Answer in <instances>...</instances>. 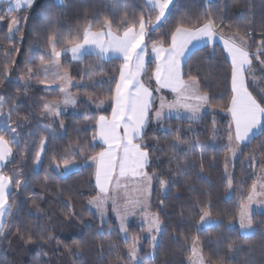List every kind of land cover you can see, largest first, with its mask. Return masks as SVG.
I'll return each instance as SVG.
<instances>
[{
	"label": "trees",
	"instance_id": "16d2710c",
	"mask_svg": "<svg viewBox=\"0 0 264 264\" xmlns=\"http://www.w3.org/2000/svg\"><path fill=\"white\" fill-rule=\"evenodd\" d=\"M4 8L0 2V15L5 16L0 21V96L5 98L0 114V129L4 131L0 134L12 139L5 127L11 124L19 133L20 143L12 145L14 155L3 169L4 175L13 178L9 201L15 203L0 233V264H134L128 248L137 230L139 234L141 216L148 213L158 214L162 231L153 253L144 248L137 264H189L193 238L199 235L204 240H198L199 249L209 264H220L221 260L223 264H264V216L258 219L254 215V226L247 234L238 225L226 229L237 212L239 188L241 193H250L252 184L259 183L258 168L262 167L264 176V132L242 146L235 161L230 159L231 120L226 109L232 94L231 62L220 43L195 49L183 67L185 79L188 74L197 76L201 91L209 93V110L199 119L151 121L144 133L143 143L151 158L148 173L155 172L167 184L162 189L154 176L150 206L132 219L129 239L122 235L115 220H103L89 203L99 193L89 157L104 148L92 137L97 136L98 117L112 112L109 97L114 94L121 59L104 60L87 54L69 63L63 57L78 102L73 111L59 118L45 115L41 99L37 98L43 94L32 67L52 49L50 37L56 38V50L61 51L81 43L82 36L78 34L86 26L90 24L96 31L106 20L111 21L113 33L122 34L120 21L125 15L129 22L142 13L147 15L146 3L64 0L57 5L53 0H39L31 11L11 13L23 19L13 35L8 32L10 17ZM209 13L226 34L248 32L250 54L257 52L264 41V0H174L167 20L153 30L147 41L149 58L143 75L147 86L157 87L151 42L161 38L170 42L165 33L178 21L192 25ZM253 65L259 66L254 56ZM29 69L34 73L31 78ZM255 76L259 78L261 72L256 71ZM246 79H250L248 73ZM260 86L264 87V80ZM23 116L28 120L19 119ZM177 136L182 142L173 147ZM42 140L43 154L37 160ZM65 160L72 163L65 167ZM17 179L21 181L18 189L14 186ZM201 208H208L212 217L219 219L220 228L213 230L212 237L219 241L218 245L207 244V229L198 223Z\"/></svg>",
	"mask_w": 264,
	"mask_h": 264
},
{
	"label": "snow or ice",
	"instance_id": "6c2138e0",
	"mask_svg": "<svg viewBox=\"0 0 264 264\" xmlns=\"http://www.w3.org/2000/svg\"><path fill=\"white\" fill-rule=\"evenodd\" d=\"M34 0H14V7L7 9L10 21L8 23V32L19 31L18 24L20 18L13 17L11 13L18 11L22 7H31ZM173 0H146L148 7L147 15L141 14L138 18H133L131 22L127 15L120 21L123 26L122 34H115L111 31V21L106 20L101 27L92 31L91 25L86 26L82 33V43H76L71 46H65L61 51H70L73 59H79L87 50L88 46H94L96 54L101 57L119 58L123 60L120 65L119 78L115 82L114 94L109 97L112 103V117L99 116L96 120L95 127L98 128V136L107 145L96 155L89 157L96 162V183L99 193L96 197L89 200L90 204L96 206L101 217L105 215V204L108 199L112 200L113 210L120 220V230L127 232L125 221L129 215V204L133 210H143L145 205L141 199L133 202H125L123 210L116 207L117 199L120 197L122 188H127V184H121V178L124 180H135L138 185L143 186L145 193L150 191L152 180L155 177L159 179V185L165 188L167 181L159 178L155 172L149 174L146 169L151 163L150 153L147 151V145L143 143L144 131L150 119L161 122L166 115L165 110L170 115L176 113V118H180L181 110H186L190 115L188 119L199 118L202 107L207 104L211 97L209 93L202 92L200 82L197 76L188 74L185 79L183 67L190 59V54L197 42L204 41L211 43L217 36L223 41L224 48L231 57V97L229 100L230 107L226 110L231 114V121L228 125V148L235 155L236 149L242 142H250L256 132H264V87L260 86V81L264 80V41L259 43L257 52L250 54L248 49V32L241 34L233 32L226 34L223 28L218 26L215 18L209 13L202 19H198L195 24L189 25L187 22L180 20L174 27L165 33V37H170V42L164 38L153 40L151 42V51L155 54L156 67L154 72L155 89L146 86L142 81V74L146 73L145 54L148 51L147 41L151 39L153 30L160 26L162 21L167 20L166 13L170 9ZM155 19H152V16ZM5 16L0 15V21ZM227 27H231L230 25ZM167 47H164L165 43ZM52 45V59L48 64L43 63L42 67L47 77L48 68L55 64L59 66V57L61 51L56 50L57 40L55 37L49 38ZM191 46V47H190ZM253 56L258 61L259 66L254 67ZM29 78L34 74L29 69ZM260 71L261 76L257 78L255 72ZM190 73V69H189ZM246 73L250 79H246ZM55 78L64 79L60 74L54 73ZM44 83V81H40ZM69 83L71 81L69 80ZM171 89L175 94L173 101H166L164 97L159 98V107L153 111L154 101L152 100L153 91L160 89ZM253 90L250 91L249 89ZM65 92L63 103L65 105L75 104L76 99ZM110 91H112L110 89ZM255 91V95L253 92ZM259 97V99H258ZM5 98L0 96V114H3V105ZM60 101H47L43 107L46 115H59ZM8 119L11 120V112L8 113ZM27 121L28 116L19 117ZM215 123V121H214ZM5 127L11 133L12 139H7L5 135L0 134V233H3L4 224L2 218L10 212L14 201H9L13 178L4 175L2 169L6 162H10L13 157L12 145L20 143L19 133L11 124ZM61 127L63 123L61 122ZM4 129H0L2 133ZM93 140L97 136L92 137ZM140 141V142H137ZM182 141L177 136L173 147H176ZM235 142V146H233ZM79 146V144H78ZM44 147V141H41V151ZM36 159H40V152H37ZM65 167L69 166L72 161L65 160ZM59 167V165H57ZM202 170V169H201ZM231 183V181H229ZM15 188L21 186V181H15ZM111 186V187H110ZM257 185H252L247 200L250 203L257 196L264 197V191L257 192ZM264 190V184H260ZM35 203V202H33ZM249 204L241 205L239 212L240 229L247 234V230L252 226V220L248 211ZM201 212L199 222L203 224L218 223L208 208L199 209ZM161 222L158 214H149L148 231L159 233ZM19 234V229L17 230ZM29 241L31 236L28 237ZM157 237L153 235L151 240L155 242ZM219 243V241L217 242ZM137 240H133L128 248V255L135 260L137 255ZM198 237L193 238L192 245V264H207L202 254L198 252ZM228 250L233 251L231 244ZM220 264H223L221 260Z\"/></svg>",
	"mask_w": 264,
	"mask_h": 264
},
{
	"label": "rangeland",
	"instance_id": "374dc122",
	"mask_svg": "<svg viewBox=\"0 0 264 264\" xmlns=\"http://www.w3.org/2000/svg\"><path fill=\"white\" fill-rule=\"evenodd\" d=\"M19 18H20V22L18 24V28L21 25L20 24L21 20L23 22V19L20 16H19ZM15 33H16V31L15 32L13 31V32H11V35H13ZM51 51H52V49L50 51H48V53L46 55L43 56V63L44 64H48V62L52 59ZM57 51H59V50H57ZM69 54H71L69 51H67V52L65 51V53H64V51H61V56L58 58L59 59V66L57 67L55 64H52L48 68L47 77L45 76V73H44V70L42 67V59L37 61L34 65V67H32L34 70L33 72H35V74H37V76L35 78L36 85L40 86L41 92L43 94V95L37 96V98L41 99L42 105H44L47 101H51V100L60 101L59 115L49 116L51 118H59L61 115L73 111L77 102H78V95L72 91V86L74 85V82L72 81V79L70 77L68 67L66 65H64V61H63V57H66L65 61H67L69 63L71 62V59H73V57H72V55H69ZM57 72L60 74V76H63L64 79L55 78V82H53L54 73H57ZM69 80L71 81V83H69ZM40 81H44V83H41ZM61 88H64L68 94H70L71 96H73L76 99V103L74 105L73 104L65 105L63 103L64 97H65V92H62ZM159 94L156 95V108L159 107V103H160L159 98L163 96V93L161 90H159ZM207 107H208V109L206 110V112L209 110L208 103H207ZM44 112H45V110H44ZM45 115H46V113H45ZM46 116H48V115H46ZM230 120H231V117H230ZM152 121L156 122V120L154 118L152 119ZM247 143H249V142H247ZM247 143H245V144H247ZM245 144L240 143L239 147L236 149L235 155H233V153L230 152V156H231L230 159L232 161H235L239 157L241 147L244 146ZM233 146H235V142H234ZM43 149H44V147H43ZM39 152H40V158H41V156L43 154V150L41 151V149H40ZM245 160L247 161L248 158H246ZM91 164H92V162H91ZM146 171L148 172V169H146ZM261 172H262V167L258 168L257 173H256V178L259 181V183L257 184V188H256L257 192L264 191L260 188V184L264 183V176L262 177ZM256 182H255V184H256ZM121 184L122 185L127 184V188H122V190L120 192V197L117 199V202H116L117 208L123 210V207H124L126 201L133 202L137 199H141L143 201V203L145 205V208L143 210H146L147 208H149L150 200H151V193H152V184H151L150 191L147 193L144 192L143 186L138 185V182L135 180H124L123 178H121ZM250 190H252V187ZM237 193H238L237 194L238 197L236 199L238 201L237 202V212L232 217L231 222H229L226 225V229H231L237 225H238V227L240 226L239 225V212L241 209V205L247 203V204H249V207H248L249 216L253 222L251 228L247 230V233H249V232H251V230L254 226V219H253L254 215L256 214L258 219H261L264 216V197L257 196V197H255L254 200H252L249 203L247 200L248 196H246V195H249L248 194L249 192L247 194L245 191H243L241 193L240 188H239ZM91 207L94 211H96L100 215V213L97 210L95 205L91 204ZM129 209H130L129 215L127 216V219L125 221V225L127 227V232L121 231V233L124 237L130 239V237H132V234L129 231V225H130L132 219L135 218L143 210H133L131 207V204H129ZM149 214H151V213L144 214L141 216V220L139 222V234H138V230H137V232L135 233V235L133 237V239L136 238L135 240L138 241V244L136 246L138 249L136 259L132 261L134 264H137L140 262L139 254H142V251L144 248H147V252L152 254L155 247L157 246V243L160 240L159 237H160V233L162 231V223H161V230L159 233H156L154 231L149 232L148 231V216H149ZM101 218L105 221L110 220V219L115 220L116 223L118 224L119 228H120V220L118 219L116 212L113 210V203H112L111 199H108L106 201L105 215ZM213 218L215 220L219 221L218 217L213 216ZM203 225H204L203 229H207L205 232V236H204L207 239H209V240H207L208 241L207 244L209 243L212 245H218L219 244V243H217L218 240L216 238H212V237L214 234L213 230L220 228V223L218 222V223L203 224ZM213 226H216V227H213ZM141 228H143V230H141ZM153 235H155L157 237L155 242H153L151 240V237ZM198 240H200V242H204L201 235L198 236ZM190 250H191L190 251V253H191L190 257H192V247H190ZM197 250L200 254H202V252L199 249V246H198ZM202 256H203V254H202ZM137 257H139V258H137ZM190 257H189L188 263L192 264V260L190 259ZM204 259L207 262V264H209L208 263L209 261L205 257H204Z\"/></svg>",
	"mask_w": 264,
	"mask_h": 264
},
{
	"label": "crops",
	"instance_id": "0c3cea01",
	"mask_svg": "<svg viewBox=\"0 0 264 264\" xmlns=\"http://www.w3.org/2000/svg\"><path fill=\"white\" fill-rule=\"evenodd\" d=\"M38 1L39 0H34V2H33V4H32V6L29 8V7H27V6H24V7H22L20 10H18V11H13V12H16V13H19V14H21V13H23V12H25V11H31L35 6H36V4L38 3ZM54 2H55V4H57V5H60V4H62L63 2H64V0H53ZM174 1V0H173ZM0 2H2V3H4L5 4V8L4 9H8L10 6H12V7H14V0H0ZM144 2L146 3V0H144ZM171 6V5H170ZM168 13V12H167ZM166 13V14H167ZM155 19V18H154ZM82 43V42H81ZM214 43H220L222 46H223V48H224V44H223V41L221 40V39H219V36H217L211 43H206V42H204V41H200V42H197L196 43V45H195V47H194V49H193V51L195 50V49H197V48H200V47H203V46H206V45H210V44H214ZM165 47V46H164ZM191 47V46H190ZM224 50H225V48H224ZM65 52V51H64ZM67 52V51H66ZM70 52V51H69ZM225 52H226V54H227V56H228V58H229V60H230V62H231V57L229 56V54H228V52L225 50ZM71 53V52H70ZM87 54H96V49L94 48V46H88L87 47V50L84 52V54L81 56V58H79V59H72V60H80V59H82L85 55H87ZM69 55H72V54H69ZM97 55V54H96ZM150 55H151V58H152V60L155 62V67H156V60H155V54L154 53H152V51L150 50ZM191 55V54H190ZM99 56V55H98ZM99 57H101V56H99ZM102 59H104V60H109V59H111V58H108V57H101ZM112 58H115V56H113ZM148 58H149V53H148V51H147V53L145 54V67L147 68V62H148ZM121 61H122V63H123V60L121 59ZM154 72H155V69H154ZM143 75L144 74H142V76H141V79H142V81H143ZM154 81H155V77H154ZM144 82V81H143ZM155 84H156V82H155ZM146 85V84H145ZM147 86V85H146ZM161 91H162V93H163V96L162 97H164L165 98V100L166 101H173L174 99H175V94L174 93H172V91H171V89H168V88H163V89H160ZM159 92V91H158ZM160 95V94H159ZM152 100L154 101V105H153V111H154V109L156 108V96H155V94L153 93V96H152ZM208 109V107H207V104H205L204 105V107H202L201 108V110H200V113H199V118H201L204 114H205V112H206V110ZM165 112H166V115H165V118H176V113L175 112H173V113H171L170 115L167 113V109L165 110ZM190 115V113H188L186 110H181V112H180V118H185V119H188V116ZM182 116V117H181ZM106 117H108L109 119H111V117H112V112H111V114L109 115V116H106ZM230 117H231V114H230ZM164 118V119H165ZM199 118H197V119H199ZM152 121V119H150L149 120V122H148V124H147V127H148V125H149V123ZM147 127H146V129H147ZM146 129H145V131H146ZM98 128H97V141L100 143V144H102L103 145V147L104 148H106L107 147V145H105L104 144V142H103V140L98 136ZM145 131H144V133H145ZM260 133L261 132H256V134L253 136V138L254 137H256V136H258V135H260ZM252 138V139H253ZM251 139V140H252ZM138 142V141H137ZM242 143H247V142H242ZM103 148V149H104ZM91 162H92V165L94 166V168H95V172H96V162L95 161H93V160H91ZM7 163L8 162H6V165H7ZM5 168V167H4ZM3 168V169H4ZM3 169H2V171H3ZM4 174V173H3ZM97 184V183H96ZM98 187V186H97ZM99 189V188H98ZM8 214V213H7ZM7 214L2 218V220H3V224H4V222H5V220H6V217H7Z\"/></svg>",
	"mask_w": 264,
	"mask_h": 264
}]
</instances>
